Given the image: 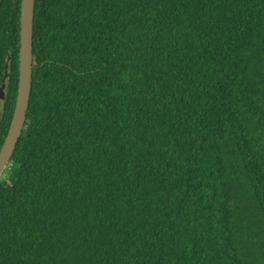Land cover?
<instances>
[{
    "label": "trees",
    "instance_id": "trees-1",
    "mask_svg": "<svg viewBox=\"0 0 264 264\" xmlns=\"http://www.w3.org/2000/svg\"><path fill=\"white\" fill-rule=\"evenodd\" d=\"M20 9L0 0V149ZM34 16L0 264H264V0H36Z\"/></svg>",
    "mask_w": 264,
    "mask_h": 264
},
{
    "label": "water",
    "instance_id": "water-1",
    "mask_svg": "<svg viewBox=\"0 0 264 264\" xmlns=\"http://www.w3.org/2000/svg\"><path fill=\"white\" fill-rule=\"evenodd\" d=\"M36 0H21L20 41H19V81L15 107L9 129L0 149V180L8 168L10 159L22 134L30 104L33 76V37ZM8 64L6 65V70ZM7 71L0 87V100L6 97Z\"/></svg>",
    "mask_w": 264,
    "mask_h": 264
}]
</instances>
